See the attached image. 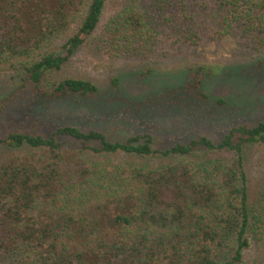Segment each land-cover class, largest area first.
I'll return each mask as SVG.
<instances>
[{
    "label": "trees",
    "instance_id": "1",
    "mask_svg": "<svg viewBox=\"0 0 264 264\" xmlns=\"http://www.w3.org/2000/svg\"><path fill=\"white\" fill-rule=\"evenodd\" d=\"M109 1L0 0V72L21 80L14 97L97 92L84 79L44 82L94 36ZM118 1L105 24L111 54L151 53L156 12L173 4L198 11L181 21L192 28L207 22L219 36L237 29L264 44V0ZM195 72L198 88L203 71ZM11 101L0 100V112ZM253 147L264 149V122L165 150L148 136L113 142L75 126L0 138L13 152L0 161V264H264V216L248 207ZM252 244L257 256L246 259Z\"/></svg>",
    "mask_w": 264,
    "mask_h": 264
},
{
    "label": "rangeland",
    "instance_id": "2",
    "mask_svg": "<svg viewBox=\"0 0 264 264\" xmlns=\"http://www.w3.org/2000/svg\"><path fill=\"white\" fill-rule=\"evenodd\" d=\"M117 1L108 2L94 36L44 82L51 89L65 78L84 79L97 92L55 98L25 92L14 97L21 80L0 72V100L12 99L0 112V138L13 133L48 137L58 128L75 126L82 132L100 131L113 142L148 136L153 149L165 150L201 137L217 143L231 128L264 122L263 43L237 29L219 36L207 22L192 28L181 21L198 11L186 8L183 14L173 4L156 12L159 35L151 53L141 57L111 54L104 43L105 24L116 11ZM62 42L60 37L50 49L59 50ZM199 68L202 78L195 88ZM58 140L69 143L65 138ZM12 154L0 148V161ZM245 155L249 213L264 216V149L248 148ZM151 163L157 165L158 160ZM255 247L252 244L246 259L256 258Z\"/></svg>",
    "mask_w": 264,
    "mask_h": 264
}]
</instances>
